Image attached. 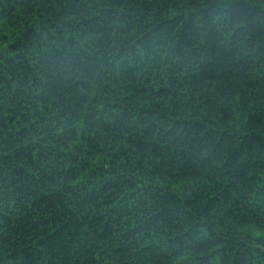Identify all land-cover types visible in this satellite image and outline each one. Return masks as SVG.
<instances>
[{"label":"trees","instance_id":"16d2710c","mask_svg":"<svg viewBox=\"0 0 264 264\" xmlns=\"http://www.w3.org/2000/svg\"><path fill=\"white\" fill-rule=\"evenodd\" d=\"M0 264H264V0H0Z\"/></svg>","mask_w":264,"mask_h":264}]
</instances>
